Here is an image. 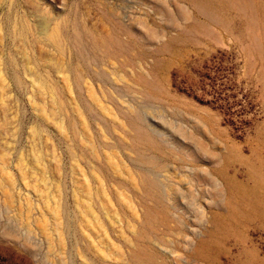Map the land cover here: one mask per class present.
Segmentation results:
<instances>
[{
	"label": "rangeland",
	"instance_id": "374dc122",
	"mask_svg": "<svg viewBox=\"0 0 264 264\" xmlns=\"http://www.w3.org/2000/svg\"><path fill=\"white\" fill-rule=\"evenodd\" d=\"M0 264H264V0H0Z\"/></svg>",
	"mask_w": 264,
	"mask_h": 264
},
{
	"label": "bare ground",
	"instance_id": "6f19581e",
	"mask_svg": "<svg viewBox=\"0 0 264 264\" xmlns=\"http://www.w3.org/2000/svg\"><path fill=\"white\" fill-rule=\"evenodd\" d=\"M48 35H49V37L51 38V39H58V37L60 36V31H59V29L56 27V28H54L52 31H50L49 30V32H48ZM224 191V190H223ZM216 202V201H215ZM196 249H198V250H200L201 249V247L200 246H198V248H196Z\"/></svg>",
	"mask_w": 264,
	"mask_h": 264
}]
</instances>
